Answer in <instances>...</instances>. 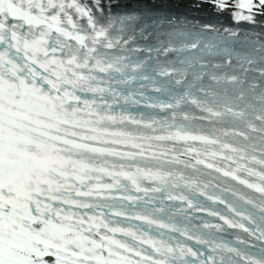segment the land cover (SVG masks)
<instances>
[{"label":"snow or ice","instance_id":"obj_1","mask_svg":"<svg viewBox=\"0 0 264 264\" xmlns=\"http://www.w3.org/2000/svg\"><path fill=\"white\" fill-rule=\"evenodd\" d=\"M0 264H264V0H0Z\"/></svg>","mask_w":264,"mask_h":264}]
</instances>
